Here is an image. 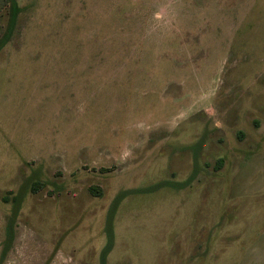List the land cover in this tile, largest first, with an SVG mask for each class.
Returning <instances> with one entry per match:
<instances>
[{"label":"rangeland","instance_id":"obj_1","mask_svg":"<svg viewBox=\"0 0 264 264\" xmlns=\"http://www.w3.org/2000/svg\"><path fill=\"white\" fill-rule=\"evenodd\" d=\"M107 219L106 264H264V0H0V264Z\"/></svg>","mask_w":264,"mask_h":264},{"label":"trees","instance_id":"obj_2","mask_svg":"<svg viewBox=\"0 0 264 264\" xmlns=\"http://www.w3.org/2000/svg\"><path fill=\"white\" fill-rule=\"evenodd\" d=\"M12 3L14 2V0H10ZM170 180H168L167 182H169ZM172 182V181H170ZM36 183V181H34L32 183V185L30 186V189L31 190H34L36 189V186H34V184ZM160 184V181H157L156 183H154L152 186H157ZM13 200L15 201L14 203V206H13V210H12V213L15 212V209H16V204L18 203L19 201V196L18 195H12ZM117 198V197H116ZM115 200V199H113ZM109 220L107 219L106 220V223H105V233H106V239L104 241V243L102 244L100 250H99V258H98V264H106V261H105V254L106 252L108 251V249L110 248L111 246V242H112V231H111V226L109 224Z\"/></svg>","mask_w":264,"mask_h":264}]
</instances>
